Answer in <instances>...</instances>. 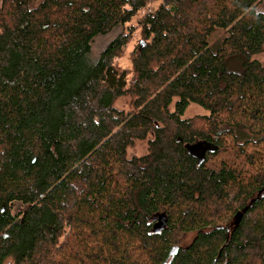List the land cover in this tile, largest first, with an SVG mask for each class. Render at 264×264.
<instances>
[{"label": "trees", "instance_id": "16d2710c", "mask_svg": "<svg viewBox=\"0 0 264 264\" xmlns=\"http://www.w3.org/2000/svg\"><path fill=\"white\" fill-rule=\"evenodd\" d=\"M152 1L131 79L127 36L90 59ZM260 2L0 0V264H264Z\"/></svg>", "mask_w": 264, "mask_h": 264}, {"label": "rangeland", "instance_id": "374dc122", "mask_svg": "<svg viewBox=\"0 0 264 264\" xmlns=\"http://www.w3.org/2000/svg\"><path fill=\"white\" fill-rule=\"evenodd\" d=\"M161 3V1H152L147 4L145 8H143L140 11V14L133 17L130 21L123 25H116L113 27L107 34L105 35H99L93 38L91 45H90V59L96 60L99 56V54L105 49V47L117 36L124 35L127 36V43L124 47L121 48L120 52L116 55V57L113 59V65L119 68L120 70H126L128 73L127 77L128 80L131 79L132 73H131V57L133 56V53L137 50L138 45L144 41L141 35V26H140V20L143 18L144 14L152 13L157 6ZM259 11L264 12V0H261L259 6L257 7ZM222 32L215 33L214 38L222 36ZM213 38V39H214ZM213 39L211 38V41L213 42ZM257 60H259L261 63H264V55H257L255 56ZM134 101L135 97L127 94L124 96H121L115 100L113 103V106L124 113H133L135 112L134 108ZM173 105V104H172ZM172 105L170 106V109H172ZM207 112L195 105L191 104L185 111L183 115V119H190L192 121H195L198 128L200 130H206L208 129L207 126H203L204 122H201L200 119L203 115H205ZM238 116L240 118L247 117V113H242V108L238 110L237 112ZM242 117H241V116ZM199 120V121H197ZM238 120V119H237ZM248 126H251L254 128V130H258L262 127L263 122L259 119L257 121L252 120H243ZM201 122V123H200ZM147 138L146 140L141 141H134L133 145L129 148H127L126 155L128 158L131 157H140L147 153ZM227 161V165L231 166L233 168H236L238 171H242L241 165L238 163V161L234 158V155L224 154V155H218L216 158H214V163L212 166H217L220 162ZM262 167H264V158L262 160ZM248 170V169H247ZM245 170V171H247ZM246 173V172H245ZM13 213H18L19 211L24 210V206L21 204H14L11 208ZM191 236L186 237L183 239V241L187 239V242L191 240ZM9 260H7L4 264H8Z\"/></svg>", "mask_w": 264, "mask_h": 264}]
</instances>
